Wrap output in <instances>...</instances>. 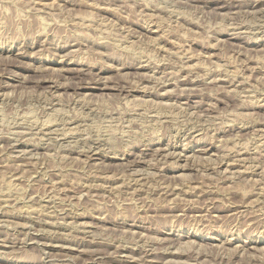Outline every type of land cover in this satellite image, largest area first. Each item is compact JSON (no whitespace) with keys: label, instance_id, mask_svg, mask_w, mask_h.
<instances>
[{"label":"rangeland","instance_id":"obj_1","mask_svg":"<svg viewBox=\"0 0 264 264\" xmlns=\"http://www.w3.org/2000/svg\"><path fill=\"white\" fill-rule=\"evenodd\" d=\"M0 264H264V0H0Z\"/></svg>","mask_w":264,"mask_h":264},{"label":"bare ground","instance_id":"obj_2","mask_svg":"<svg viewBox=\"0 0 264 264\" xmlns=\"http://www.w3.org/2000/svg\"><path fill=\"white\" fill-rule=\"evenodd\" d=\"M260 1V0H259ZM253 4V3H252ZM257 4V3H256ZM236 34V33H235ZM186 70V69H185ZM160 82V81H159ZM164 83V82H163ZM94 85V84H93ZM235 86V85H234ZM162 87V86H161ZM93 88H96V89H100V90H105L106 89V87L105 86H103V87H100V86H96V87H93ZM143 91V90H142ZM165 93V92H164ZM79 100V99H78ZM127 102V101H126ZM207 157V156H206ZM209 158V157H208ZM243 162V161H242ZM205 166V165H204ZM232 174V173H231ZM84 226V225H83ZM49 245V244H48ZM169 254H171V253H169ZM176 254V253H175Z\"/></svg>","mask_w":264,"mask_h":264}]
</instances>
